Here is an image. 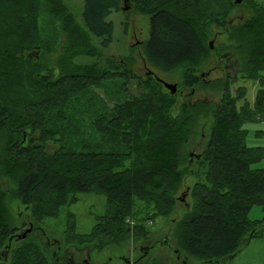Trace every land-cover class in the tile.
<instances>
[{
  "label": "trees",
  "instance_id": "trees-1",
  "mask_svg": "<svg viewBox=\"0 0 264 264\" xmlns=\"http://www.w3.org/2000/svg\"><path fill=\"white\" fill-rule=\"evenodd\" d=\"M130 1L136 12L149 17L143 59L154 74L180 75L189 90L202 84L199 74L211 62L209 25H227L230 45L222 52L235 56L241 79L262 85L264 0L243 1L251 15L235 25L225 21L237 6L234 0ZM120 4L121 0L84 1V27L103 46L111 42L113 32L106 18L119 11ZM43 15L61 24L63 48L52 67L35 55L46 50ZM86 31L61 0H0V254L8 248L0 264H78L82 259L91 264L92 251L128 239L149 242L147 222L173 212L187 172L196 179L189 190L192 205L174 223L176 248L170 256L176 264H190L192 259L198 264H232L264 230L262 221L248 218L252 207L264 206V170L252 168L264 150L246 146L242 127L245 120L264 119V89L256 93L253 108L245 103L237 109L244 90L239 87L233 93L232 82L225 79L211 110L210 132L203 136L195 159L196 171H188L192 163L184 147L192 136L194 117L207 106L177 107L175 94L154 77L139 79L117 62L107 70L74 64L76 57L97 55ZM55 38L49 49L55 48ZM111 81L123 96L108 106L107 98L94 91L104 90ZM132 84L140 87L137 95L129 93ZM86 118L88 135L96 140L93 145L85 139L75 143L78 134L85 133ZM79 194L106 198L105 212L90 234H77L74 216L68 213L60 240L42 245L29 239L39 222L57 218ZM10 202L28 211L32 228L24 239L16 238L28 228L17 234ZM147 244L144 252L152 247ZM52 245L60 251L49 249ZM142 264H168V259L158 254Z\"/></svg>",
  "mask_w": 264,
  "mask_h": 264
},
{
  "label": "rangeland",
  "instance_id": "rangeland-1",
  "mask_svg": "<svg viewBox=\"0 0 264 264\" xmlns=\"http://www.w3.org/2000/svg\"><path fill=\"white\" fill-rule=\"evenodd\" d=\"M66 6L67 10L72 14L76 24H78L85 31L82 21L83 5L85 0H61ZM259 1V0H257ZM43 3V2H40ZM42 5V4H41ZM126 6L128 9L123 11L122 8ZM43 13V12H42ZM40 14V10L38 12ZM251 15V11L247 4L241 3L235 6L227 15L225 21L229 25H235L247 19ZM106 20L112 23L113 32L111 35V42L107 46L102 45V40L95 37L88 31L87 35L90 38L91 44L96 48V56H79L73 62L76 65H92L95 64L98 70H107L113 62L125 65L130 69L139 79L146 78L148 68L146 67L143 59L144 45L149 38V17L141 15L135 11L133 4L130 0H121L119 11H111ZM45 22V23H44ZM43 28H46L44 40L47 45L43 54L39 56L36 53V59H43V62L49 66H54L63 48L62 36H59V29L61 24L58 20L50 19L49 16L43 15ZM227 25L216 26L209 25L210 35L207 39V44L211 48V62L201 72L202 84L196 86L194 89H187L182 85L180 75H157L159 79L168 83L176 84L177 91L175 93L177 99V107L181 104L189 106L195 103H202L207 106L204 110L194 117L193 124L191 125L192 136L188 144L184 147V154L187 155L189 163L187 170L196 171L195 165L196 156L200 153L204 137L206 138L212 126V112L214 105L218 102L220 97V89L222 83L226 78L231 81V91L237 90L242 87L244 90V98L237 101V109L248 104L253 108L255 96L258 90L264 89V81L262 85L258 81L243 80L239 69L236 67L237 62L235 56L229 51H223V48L230 45L227 39L226 32ZM57 33V34H56ZM57 39L55 48L49 49L52 46L51 41L53 37ZM264 78V71L261 72ZM108 82L104 86V90H95L94 93L106 100V104L111 106L115 101L121 99L123 94L118 84ZM139 86L132 84L129 93L137 95L139 93ZM234 93V92H233ZM84 134H78L75 138V143H82L84 139L89 145L96 143L93 137L88 135L90 131L89 120L86 118L84 121ZM245 131V144L247 147L260 148L264 150V119L245 120L243 124ZM205 135V136H204ZM204 136V137H203ZM74 142V139H73ZM74 144V143H73ZM48 149L53 150L54 147L48 143ZM186 165H183V168ZM253 169L264 170V157L252 165ZM196 182L195 177L187 174L183 177L180 186L178 187L176 197V206L173 212L168 217L156 218L154 221H148L151 234L149 235L150 241L146 242L144 239L133 241L128 239L122 245H114L103 249L101 252L92 251L89 255L91 264H142L145 260H151L156 255L166 254L168 264H176L173 256L176 248L173 227L174 223L180 220L183 214L188 210L187 206L192 205V198L189 195V190ZM78 201L75 204L66 206L62 209L57 218H46L38 223L36 231L29 237L30 240L36 241L39 244L52 243L61 239L62 233L66 226V217L68 213L74 216L76 233L80 235H88L97 218L102 216L106 208V198L100 194H79ZM9 212L12 217V223L18 229L17 234L20 233L22 228H28L30 221L28 211L18 202H10ZM248 218L251 222H260L264 224V206H254L249 211ZM264 228V227H263ZM150 250L144 252L142 246L146 247L148 244ZM14 246L15 243H12ZM49 249H58L56 245H52ZM173 249V250H172ZM57 252V251H56ZM148 255L145 257V254ZM140 256L145 258L140 262H135ZM0 259H2L0 257ZM184 263V262H183ZM177 263V264H183ZM190 264H198V261L193 260ZM232 264H264V230L260 235L253 238L247 247H244L233 259Z\"/></svg>",
  "mask_w": 264,
  "mask_h": 264
},
{
  "label": "water",
  "instance_id": "water-1",
  "mask_svg": "<svg viewBox=\"0 0 264 264\" xmlns=\"http://www.w3.org/2000/svg\"><path fill=\"white\" fill-rule=\"evenodd\" d=\"M125 1H126V0H124V3H125ZM243 1H245V0H234V4L239 5V4H241ZM127 9H128V8H127L126 6H124V7L122 8L123 11H125V10H127ZM209 48H211V44H210V47H209ZM146 76H152V77H154L155 80H156L157 82H159V83L162 85V87H163L166 91H168L171 95H174V94L176 93V91H177V86H176V84H168V83L162 81L161 79H159L158 77H156V75L154 74L153 71H151V70H149V69H148V71H147V73H146ZM31 228H32V225H30L28 229H25L24 231H22L21 234L18 235L16 239H18V240L24 239V238L26 237L27 233H29V232L31 231ZM7 251H8V248L5 250L4 253H1V254H0V255L3 256L5 259H6V257H7Z\"/></svg>",
  "mask_w": 264,
  "mask_h": 264
},
{
  "label": "flooded vegetation",
  "instance_id": "flooded-vegetation-1",
  "mask_svg": "<svg viewBox=\"0 0 264 264\" xmlns=\"http://www.w3.org/2000/svg\"><path fill=\"white\" fill-rule=\"evenodd\" d=\"M200 78L202 80V76L201 73L199 74ZM14 240V239H13ZM13 240H10L9 242L11 243ZM78 264H88V262L85 259H82L80 262H77ZM65 264H67V262H65ZM71 264H75L73 261H71Z\"/></svg>",
  "mask_w": 264,
  "mask_h": 264
},
{
  "label": "crops",
  "instance_id": "crops-1",
  "mask_svg": "<svg viewBox=\"0 0 264 264\" xmlns=\"http://www.w3.org/2000/svg\"><path fill=\"white\" fill-rule=\"evenodd\" d=\"M250 243V242H249ZM249 243H248V245H249Z\"/></svg>",
  "mask_w": 264,
  "mask_h": 264
}]
</instances>
